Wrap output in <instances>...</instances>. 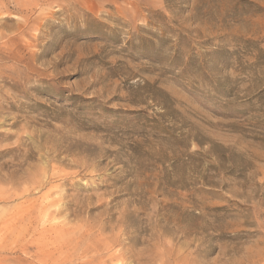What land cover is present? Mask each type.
<instances>
[{"label":"rangeland","instance_id":"1","mask_svg":"<svg viewBox=\"0 0 264 264\" xmlns=\"http://www.w3.org/2000/svg\"><path fill=\"white\" fill-rule=\"evenodd\" d=\"M0 264H264V0H0Z\"/></svg>","mask_w":264,"mask_h":264}]
</instances>
